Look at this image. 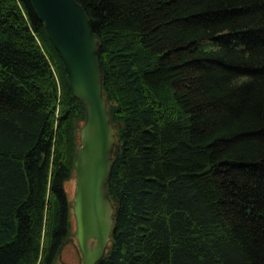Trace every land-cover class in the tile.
Masks as SVG:
<instances>
[{
    "label": "trees",
    "instance_id": "16d2710c",
    "mask_svg": "<svg viewBox=\"0 0 264 264\" xmlns=\"http://www.w3.org/2000/svg\"><path fill=\"white\" fill-rule=\"evenodd\" d=\"M115 130L96 264H264V0H77ZM85 106L28 0H0V264L70 239Z\"/></svg>",
    "mask_w": 264,
    "mask_h": 264
},
{
    "label": "water",
    "instance_id": "95a60500",
    "mask_svg": "<svg viewBox=\"0 0 264 264\" xmlns=\"http://www.w3.org/2000/svg\"><path fill=\"white\" fill-rule=\"evenodd\" d=\"M28 1L62 60L69 89L85 106L73 163L72 213L81 264H96L106 252L112 230L114 205L107 180L115 145L103 96L99 37L77 0Z\"/></svg>",
    "mask_w": 264,
    "mask_h": 264
},
{
    "label": "rangeland",
    "instance_id": "374dc122",
    "mask_svg": "<svg viewBox=\"0 0 264 264\" xmlns=\"http://www.w3.org/2000/svg\"><path fill=\"white\" fill-rule=\"evenodd\" d=\"M75 188V173L73 172L70 179L65 182V189L67 195L71 201V207L73 204L72 197ZM75 220L73 213L70 214V236L69 240L63 245L60 256L56 258L54 264H81V254L77 246V242L74 236Z\"/></svg>",
    "mask_w": 264,
    "mask_h": 264
},
{
    "label": "flooded vegetation",
    "instance_id": "af4514ba",
    "mask_svg": "<svg viewBox=\"0 0 264 264\" xmlns=\"http://www.w3.org/2000/svg\"><path fill=\"white\" fill-rule=\"evenodd\" d=\"M89 242H92V245L95 243L94 241H93V239H89V241H88V243ZM78 246V245H77ZM107 249V248H106ZM80 251V250H79ZM81 254V253H80ZM81 262H82V256H81Z\"/></svg>",
    "mask_w": 264,
    "mask_h": 264
}]
</instances>
